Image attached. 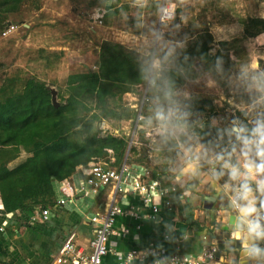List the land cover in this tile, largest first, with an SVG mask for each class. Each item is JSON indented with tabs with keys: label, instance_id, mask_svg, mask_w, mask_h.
Here are the masks:
<instances>
[{
	"label": "rangeland",
	"instance_id": "374dc122",
	"mask_svg": "<svg viewBox=\"0 0 264 264\" xmlns=\"http://www.w3.org/2000/svg\"><path fill=\"white\" fill-rule=\"evenodd\" d=\"M170 2L174 17L162 23L165 0H0V107L19 113L17 99L39 83L53 106L39 120L74 124L76 146L124 141L93 161L127 160L190 192L211 227L237 189L256 187L238 180L249 176L248 145L261 139L264 0ZM0 133V152L8 149L0 165L13 170L32 157L3 148Z\"/></svg>",
	"mask_w": 264,
	"mask_h": 264
},
{
	"label": "crops",
	"instance_id": "0c3cea01",
	"mask_svg": "<svg viewBox=\"0 0 264 264\" xmlns=\"http://www.w3.org/2000/svg\"><path fill=\"white\" fill-rule=\"evenodd\" d=\"M256 141L258 140L255 139L251 143ZM249 154L250 151L248 150L247 157L245 156V167L249 176L240 175L238 181L240 184L246 179H250L256 187L247 184V188L244 185L243 190L237 189L232 196L228 209L233 210L241 219L250 211L256 209L257 214L253 217V222L261 215L255 204L262 201L261 206H264V183L258 179L257 167L251 161ZM260 163L262 164V161ZM131 165L138 169L139 172L145 169L139 165ZM81 170L82 167L77 168L76 172L70 177L76 188H79L85 180ZM164 183L170 188H175L167 182ZM54 186L55 195L46 206L51 211L47 221L32 222L31 218L34 213L32 215L19 213L15 215L18 225L15 227L9 226L5 233L0 232V264H53L65 239L71 232L77 233L79 243L83 246H86L92 239L93 227L87 220L109 204V190L101 191L98 196L89 191L88 194L77 195L65 207H56L61 195L58 184L55 183ZM175 189L177 193L169 197L172 202L171 208L162 207L159 219L156 222L145 219L139 222L130 217L118 219L116 224L117 233H121L125 229H128L130 233L125 237L119 234L112 238L111 242L116 252L123 255L155 244L163 245L171 254L181 253L188 256H197L204 248L215 244V241L212 240V235L216 234L220 230V226L226 223L228 214L220 211L216 218V224L206 227L203 223V212L198 208V203L191 198L190 192L179 193L178 189ZM237 195L241 196L238 204L239 206H245L243 209H239L238 205H236L235 196ZM121 200L123 207L128 204L132 206L139 205V201L133 197L126 199L121 197ZM0 205L3 207L1 198ZM142 214H149V210L143 211ZM3 222L4 219L0 218V225ZM138 226H141L140 231L137 230ZM259 233L260 231H257V234ZM166 235L170 236V240L167 242H165ZM242 238L243 242L246 243V234H243ZM246 254L244 251L241 257H246ZM235 259L234 255L222 256L214 264H231ZM116 262L117 259L114 256H109L105 259L106 264H115ZM251 262L252 264H257L259 259Z\"/></svg>",
	"mask_w": 264,
	"mask_h": 264
},
{
	"label": "built area",
	"instance_id": "2783aa9c",
	"mask_svg": "<svg viewBox=\"0 0 264 264\" xmlns=\"http://www.w3.org/2000/svg\"><path fill=\"white\" fill-rule=\"evenodd\" d=\"M174 5L170 0H165L161 12V22L166 23L174 17ZM103 16L97 15L100 20ZM139 112L137 123L143 117ZM82 167V166H81ZM82 175L85 180L76 188L70 178L55 182L58 184L60 199L56 207H65L73 201L77 195L88 194L89 191L95 195H100L101 191L108 189L110 202L99 213H95L87 221L93 227V237L86 246L79 243L76 232H71L65 239L53 264H106L105 259L114 256L117 259L115 264H214L217 262L219 248L216 244L204 248L197 256H188L181 253H169L163 245L151 244L147 248L133 250L126 254L116 252L111 242L112 238L121 234L123 237L130 232L125 229L117 233L116 224L119 218H133L136 221L142 220L157 221L162 211V207L171 208L172 202L169 197L176 194L175 188H170L161 180L150 176L147 169L139 172L126 160L119 168L109 166L106 162H91L88 166L82 167ZM121 197L124 199L133 197L139 201L138 206L128 204L122 206ZM237 205V204H236ZM4 208L0 205V218L4 219L0 225V232L5 233L7 228L18 225L15 214L3 215ZM149 210V214H142ZM21 214V213H20ZM51 211L44 207L35 210L31 218L32 222L47 221ZM141 230V226L137 227ZM170 240V236H165V242Z\"/></svg>",
	"mask_w": 264,
	"mask_h": 264
},
{
	"label": "trees",
	"instance_id": "16d2710c",
	"mask_svg": "<svg viewBox=\"0 0 264 264\" xmlns=\"http://www.w3.org/2000/svg\"><path fill=\"white\" fill-rule=\"evenodd\" d=\"M81 79L84 82L85 76L75 78ZM29 88L24 92L29 89L30 93L17 99L21 102L19 113L0 107V130L7 137L2 147L23 148L32 155L13 170L7 168L8 162L0 165V198L8 215L17 212L32 215L36 209L46 207L39 201L55 195V182H62L77 168L88 166L102 150L120 151L126 146L124 141L111 135L82 146L71 144L68 137L75 125L64 120H39L41 111L53 106L42 96L45 91L42 85L32 84ZM5 150L0 152L1 159L7 157ZM233 164L238 167L236 162Z\"/></svg>",
	"mask_w": 264,
	"mask_h": 264
},
{
	"label": "water",
	"instance_id": "95a60500",
	"mask_svg": "<svg viewBox=\"0 0 264 264\" xmlns=\"http://www.w3.org/2000/svg\"><path fill=\"white\" fill-rule=\"evenodd\" d=\"M53 102L55 107H57L55 99H53ZM255 128L259 132L261 139L248 145V150L250 151L251 161L257 167V177L264 183V114L258 118ZM260 161H262L263 165ZM240 198V195L235 196L236 204L239 209H243L245 206H239L238 204ZM261 204L262 201L255 204L261 215L253 222V217L257 214L256 209L250 211L242 218L244 221L233 210L228 209L225 211L228 214L226 223L222 224L220 230L212 235V240L215 241L220 251L217 255V261L222 256L234 255L236 259L231 264H252L251 261H256L257 259H259L257 264H264V206H261ZM1 213L5 215V210H2ZM257 231H260V233L257 234ZM243 234L247 236L246 243L242 240ZM244 251L247 253L246 257H241Z\"/></svg>",
	"mask_w": 264,
	"mask_h": 264
},
{
	"label": "bare ground",
	"instance_id": "6f19581e",
	"mask_svg": "<svg viewBox=\"0 0 264 264\" xmlns=\"http://www.w3.org/2000/svg\"><path fill=\"white\" fill-rule=\"evenodd\" d=\"M16 26L15 25H9V27L7 28V30L3 33V37H7L10 34H13V32L16 30Z\"/></svg>",
	"mask_w": 264,
	"mask_h": 264
}]
</instances>
